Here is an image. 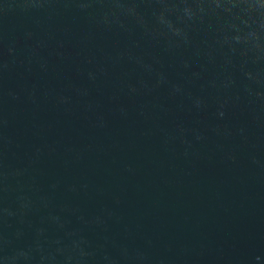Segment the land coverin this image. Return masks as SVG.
<instances>
[{
    "label": "water",
    "instance_id": "water-1",
    "mask_svg": "<svg viewBox=\"0 0 264 264\" xmlns=\"http://www.w3.org/2000/svg\"><path fill=\"white\" fill-rule=\"evenodd\" d=\"M0 264H264V0H0Z\"/></svg>",
    "mask_w": 264,
    "mask_h": 264
}]
</instances>
